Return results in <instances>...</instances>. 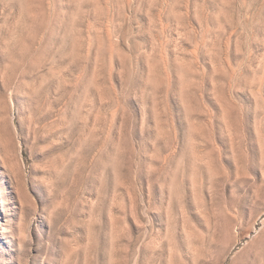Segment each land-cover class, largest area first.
I'll use <instances>...</instances> for the list:
<instances>
[{"label":"rangeland","instance_id":"374dc122","mask_svg":"<svg viewBox=\"0 0 264 264\" xmlns=\"http://www.w3.org/2000/svg\"><path fill=\"white\" fill-rule=\"evenodd\" d=\"M0 264H264V0H0Z\"/></svg>","mask_w":264,"mask_h":264},{"label":"bare ground","instance_id":"6f19581e","mask_svg":"<svg viewBox=\"0 0 264 264\" xmlns=\"http://www.w3.org/2000/svg\"><path fill=\"white\" fill-rule=\"evenodd\" d=\"M25 40V39H24ZM26 40H27V38H26ZM233 212H234V210H233ZM236 212V211H235ZM230 215V214H229ZM237 215V214H236ZM239 216L240 217H242L243 218V215H242V213H239ZM234 217V216H233ZM244 220V219H243ZM243 222V221H242Z\"/></svg>","mask_w":264,"mask_h":264}]
</instances>
